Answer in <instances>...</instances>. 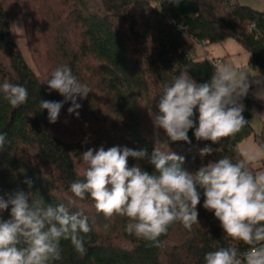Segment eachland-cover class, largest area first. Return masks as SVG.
I'll return each mask as SVG.
<instances>
[{"label":"trees","instance_id":"trees-1","mask_svg":"<svg viewBox=\"0 0 264 264\" xmlns=\"http://www.w3.org/2000/svg\"><path fill=\"white\" fill-rule=\"evenodd\" d=\"M17 16L32 64L17 41ZM229 38L250 53L248 64L264 76V9L240 0H182L179 6L168 0H0V85L28 90L27 102L17 108L0 91V132L7 134L0 152V196L23 191L46 206L63 204L70 213L86 216L92 228L85 236V255L62 240V259L54 264H204L207 252L236 243L203 208V196L199 224L189 232L176 223L160 238L162 245L153 247L125 231L126 218L106 219L90 197L80 200L70 191L73 181L83 179L81 154L88 149L128 147L146 150L149 157L155 148L171 151L184 157L181 167L194 174L224 156L240 159L237 149L254 132L255 113L263 128L254 139L264 144V100L251 88L240 100L248 125L220 144L197 141L194 129L188 132L191 143L173 142L153 122L164 86L183 71L197 83L209 81L218 62L204 47ZM193 42L204 51L198 53ZM62 66L91 88L86 98H76L78 117L68 112L72 101L46 83ZM40 100L63 103L56 123L49 122ZM194 112L198 123V109ZM205 146L215 151L201 157ZM136 164L154 170L147 159L128 158L129 167ZM0 218H10V207Z\"/></svg>","mask_w":264,"mask_h":264},{"label":"clouds","instance_id":"clouds-1","mask_svg":"<svg viewBox=\"0 0 264 264\" xmlns=\"http://www.w3.org/2000/svg\"><path fill=\"white\" fill-rule=\"evenodd\" d=\"M181 2L168 0L174 6ZM249 76L229 64L214 66L210 80L204 83H197L187 71L180 72L159 95L155 127L173 142L191 143L190 129L197 141L220 144L235 138L249 123L240 103L249 91ZM46 83L50 91L72 101L68 112L78 117L81 106L76 98H86L91 88L79 82L68 66L53 70ZM0 91L13 108L28 100V90L21 85L4 82ZM256 98L264 100V92L256 93ZM62 107V102L40 100L50 123L57 122ZM196 109L198 123L193 119ZM6 135L0 132V152ZM214 151L205 146L199 155ZM237 151L241 158L235 162L224 156L193 174L181 167L184 157L171 151L155 148L149 157L146 150L128 147L88 149L81 154L83 179L73 181L70 191L80 200L90 197L106 219L126 218L125 231L153 247L162 245L160 238L174 224L189 232L199 224L197 208L203 196V208L214 214L224 236L236 242L207 252L204 264H264V170L260 169L264 144ZM129 157L147 159L154 170L149 173L139 164L129 167ZM9 207L10 218H0V264H54L62 259V240L70 241L79 255L86 254L85 236L92 228L82 213H70L63 204L46 206L42 199L30 200L23 191L0 196V213ZM241 242L248 246L246 251L237 246Z\"/></svg>","mask_w":264,"mask_h":264},{"label":"rangeland","instance_id":"rangeland-1","mask_svg":"<svg viewBox=\"0 0 264 264\" xmlns=\"http://www.w3.org/2000/svg\"><path fill=\"white\" fill-rule=\"evenodd\" d=\"M245 4H249L257 9H264V0H248V2ZM16 19V31L19 34V37L17 39L18 44L28 62L32 64V54L29 50L28 43L26 42L25 27L22 17L17 16ZM193 45L198 53H202L205 49L209 51L211 56L220 59L218 65L229 64L237 68L246 70L250 74L249 82L253 94L256 96V93L264 92V76L262 72L259 69L254 68L248 64L247 60L250 56V53L245 50V48H243V46L235 39L229 38L227 40H224L223 42L208 44L204 47V49L202 45H199L197 43H194ZM257 80L260 81L259 84L255 83V81ZM251 123L254 127V132L249 137L241 141V149L245 148L248 145L256 143L254 139L255 133H260L262 131L263 121L258 113H255L252 116Z\"/></svg>","mask_w":264,"mask_h":264},{"label":"crops","instance_id":"crops-1","mask_svg":"<svg viewBox=\"0 0 264 264\" xmlns=\"http://www.w3.org/2000/svg\"><path fill=\"white\" fill-rule=\"evenodd\" d=\"M242 3H247L248 2V0H245V1H242V0H240ZM249 59H250V56L248 57V60L247 61H249ZM218 60V63H219V61H220V59H217Z\"/></svg>","mask_w":264,"mask_h":264},{"label":"built area","instance_id":"built-area-1","mask_svg":"<svg viewBox=\"0 0 264 264\" xmlns=\"http://www.w3.org/2000/svg\"><path fill=\"white\" fill-rule=\"evenodd\" d=\"M206 42H207V41H203V44H206ZM215 62L217 63V62H218V60H215Z\"/></svg>","mask_w":264,"mask_h":264}]
</instances>
